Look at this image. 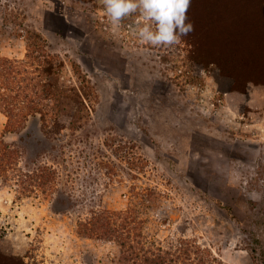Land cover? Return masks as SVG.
Returning <instances> with one entry per match:
<instances>
[{"label":"rangeland","instance_id":"rangeland-1","mask_svg":"<svg viewBox=\"0 0 264 264\" xmlns=\"http://www.w3.org/2000/svg\"><path fill=\"white\" fill-rule=\"evenodd\" d=\"M186 16L194 30L156 47L133 34L135 15L113 29L102 0H0V57L42 46L86 95L85 118L64 99L46 132L32 116L4 133L0 111L18 169L56 177L46 194L0 186V255L99 264L116 248L78 221L127 211L146 243L189 239L218 264H264V21L252 0H191Z\"/></svg>","mask_w":264,"mask_h":264},{"label":"trees","instance_id":"trees-1","mask_svg":"<svg viewBox=\"0 0 264 264\" xmlns=\"http://www.w3.org/2000/svg\"><path fill=\"white\" fill-rule=\"evenodd\" d=\"M252 1L262 15L259 20L264 21V0ZM55 60L56 57L47 54L42 46L28 52L24 60L0 57V111L7 119L4 133L19 130L24 121L32 116L39 117L41 129L46 132L48 123L52 119L55 122L59 116L64 99L75 103V120L85 118L84 91L62 83L60 71L64 65ZM77 78L81 87L90 89L84 77L79 75ZM18 155V150L10 149L0 138V186L9 182L25 196L50 192L56 180L55 171L46 165H38L34 171H21L17 167ZM141 224L137 216L132 217L127 211H102L80 219L77 229L84 237L116 248L113 257L107 255L99 264H218L210 251L198 247L193 240H181L175 249L146 243ZM0 264L24 262L19 257L0 255Z\"/></svg>","mask_w":264,"mask_h":264},{"label":"clouds","instance_id":"clouds-1","mask_svg":"<svg viewBox=\"0 0 264 264\" xmlns=\"http://www.w3.org/2000/svg\"><path fill=\"white\" fill-rule=\"evenodd\" d=\"M103 13L113 29L135 15L133 34L142 45L171 46L194 30L187 20L191 0H102Z\"/></svg>","mask_w":264,"mask_h":264}]
</instances>
